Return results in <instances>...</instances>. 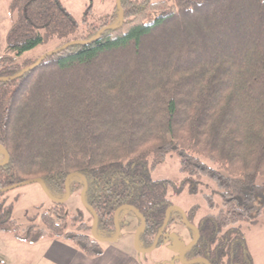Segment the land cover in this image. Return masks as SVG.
Listing matches in <instances>:
<instances>
[{
  "label": "trees",
  "instance_id": "1",
  "mask_svg": "<svg viewBox=\"0 0 264 264\" xmlns=\"http://www.w3.org/2000/svg\"><path fill=\"white\" fill-rule=\"evenodd\" d=\"M119 3L121 27L114 0L111 14L82 21L86 33L70 41L79 25L61 0H11L0 56V151L8 157L0 163V235L26 244L61 238L96 258L115 236L119 211L120 231L124 212L138 227L145 222L138 247L147 250L164 224L157 246L170 225L186 227L179 210L168 212L167 190L196 196L206 179L220 205L203 195L210 213L197 222V206L185 213L191 241L195 230L199 238L183 260L254 264L238 225L255 223L264 209V0ZM52 42L54 50L78 43L8 80L40 57L17 59ZM172 154L183 178L154 181ZM69 176L70 196L71 179L81 180V192L86 182L83 207L92 222L96 216V238L81 212L69 217L63 203L41 214V227L20 228L5 194L41 181L61 200Z\"/></svg>",
  "mask_w": 264,
  "mask_h": 264
},
{
  "label": "rangeland",
  "instance_id": "2",
  "mask_svg": "<svg viewBox=\"0 0 264 264\" xmlns=\"http://www.w3.org/2000/svg\"><path fill=\"white\" fill-rule=\"evenodd\" d=\"M152 1L159 2L168 0ZM10 2L11 0H0V56L3 54L5 48L6 34L12 25V17L8 8ZM61 4L79 25L78 31L69 37L70 41H77L86 33V28L82 21L93 24L100 18L111 14L114 7V0H61ZM58 45L59 43L52 42L48 45L40 46L26 53L20 59H17V61H23L25 59L35 60L53 51ZM2 156L0 151V159ZM151 176L154 181L169 180L175 185H178L183 178L178 172V158L173 154L168 155L164 163L159 165L155 171L152 172ZM262 182L263 179H257L258 184ZM70 183L76 187V192L64 203L65 211L69 217L74 216L78 211L81 212L82 221L91 226L93 222L81 202V180L73 178ZM215 192L216 187L208 180L202 179L199 193L196 196H191L186 191L177 195L172 189H168L167 199L173 207L179 209L184 214L192 207L197 206L199 208L195 219V222H197L200 218L210 213L206 207L203 195L213 194L215 203L220 205V200L218 196L214 194ZM2 200H4L6 204H13L12 216L22 229H25L31 224L41 227V214L53 208L55 204L58 203L51 201L38 184H30L12 190L6 193ZM29 218H34L35 221L29 222ZM238 227L246 241L247 250L253 259V263L264 264V209L261 217H259L255 223H241ZM136 230L137 228L133 229L131 225L126 224L120 231L118 240L112 245L125 249L128 248L134 253L138 264H181L180 254L183 249L190 244V239L192 238L187 227L180 223L172 224L167 228L162 244L157 246L152 252L144 253L137 252L134 247ZM67 232H76V229L69 225ZM87 234L91 235V232ZM2 238L11 239V236L3 234L0 236V239ZM5 262L4 260L3 264ZM0 264L2 263L0 262Z\"/></svg>",
  "mask_w": 264,
  "mask_h": 264
},
{
  "label": "crops",
  "instance_id": "3",
  "mask_svg": "<svg viewBox=\"0 0 264 264\" xmlns=\"http://www.w3.org/2000/svg\"><path fill=\"white\" fill-rule=\"evenodd\" d=\"M1 154L3 155L2 152ZM4 160L3 155L0 163ZM122 221L124 226L129 224L133 229H138L135 216L124 212ZM114 242H101L102 254L96 258H89L72 243L61 238H43L37 244H26L16 241L11 236V239H0V262L3 264L5 260L4 264H138L132 251L112 245ZM136 251L142 252L137 249Z\"/></svg>",
  "mask_w": 264,
  "mask_h": 264
},
{
  "label": "water",
  "instance_id": "4",
  "mask_svg": "<svg viewBox=\"0 0 264 264\" xmlns=\"http://www.w3.org/2000/svg\"><path fill=\"white\" fill-rule=\"evenodd\" d=\"M115 2H116V6H117V8H118V10H119V13H120V20H121V23H120L119 27H121L122 24H123V19H124V18H123V12H122V9H121V6H120V3H119V0H115ZM119 27H117L116 29H118ZM108 28L112 29L113 27H108ZM106 29H107V28L102 29L101 31H99L98 34L96 35V37H95L92 41H89V42H83V43L90 44V43H93V42L97 41V40L99 39L100 35L102 34V32H103L104 30H106ZM77 43H78V42L68 43V44L64 45V46H63L62 48H60V49L53 50V51H51V52H49V53L44 54L43 56H41V57L38 59V61H37L35 64H33V65H31L30 67L24 69L20 74L14 76V77H12V78H10V79H8V80H16V79H19V78L22 77L24 74L30 72L31 70H34V69H35V68H36V67H37V66H38V65H39V64H40L45 58H47L48 56H52V55L58 54V53L62 52L63 50H65L66 48H68L69 46H71V45H73V44H77ZM3 81H6V79H1V80H0V82H3ZM7 162H8V157H7V155H5V161H4L3 164H7ZM1 166H2V165H1ZM70 178H72V176H69V177L66 179V181H65V191H66V196H65L62 200H55V199L51 198V197L48 195L47 191L45 190L44 185H43V183H42L41 181H36L35 183L38 184V185L41 187V189H42V191L44 192V194H45V195H46L51 201L58 202V203H63V204H64L65 202L68 201V199H69V197H70V192H69V188H68V183H69ZM83 183H84V187H83V191H82L81 202H82L83 205H85V202H84V190L86 189V182H85V180H83ZM25 185H30V184H29V183L22 184V186H25ZM18 187H19V186H15V187L12 188V189H16V188H18ZM171 210H179V209H177V208H175V207H171V208L168 210V212H170ZM179 211H180V210H179ZM118 212H119V211L116 212V214H115V219H114L115 236H114L112 239H108V240H106V242H114V241L118 240V238H119L120 230H119L118 225H117V215H118ZM180 213H181V216H182L183 223L186 225V227H189V228H192V229H193V227L187 223L186 218H185V214H184L182 211H180ZM96 222H97V219H96V216H94V221H93V224H92V227H91V235H92L93 237H95V238H96V236H95ZM144 227H145V222L142 220L140 226L138 227V229H137V231H136V233H135L134 247H135L137 250H139V251H142V252H144V253H149V252H152V251L157 247L158 241H159L160 238L162 237V235H163V231H164L165 228H166V224L163 225L161 231H160L159 234L157 235V237H156V239L154 240V243L152 244V246H151L149 249H147V250H140L139 247H138V234H139V232H140L141 230L144 229ZM194 230H195V229H194ZM195 233H196V236H195V238L193 239V241H191V243H190L189 245H187V247H185V248L183 249V251L181 252V254H180V262H181V264H190V263H187V262H185V261L183 260V254H184V252H185V250H186L187 248H189L191 245L195 244L196 241L198 240V238H199V233H198L197 230H195ZM103 242H104V241H103Z\"/></svg>",
  "mask_w": 264,
  "mask_h": 264
}]
</instances>
